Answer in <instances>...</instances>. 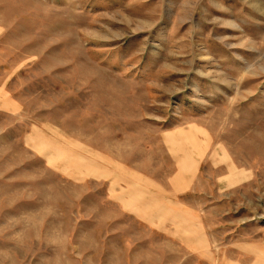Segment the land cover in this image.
Returning <instances> with one entry per match:
<instances>
[{
	"label": "rangeland",
	"instance_id": "374dc122",
	"mask_svg": "<svg viewBox=\"0 0 264 264\" xmlns=\"http://www.w3.org/2000/svg\"><path fill=\"white\" fill-rule=\"evenodd\" d=\"M0 264H264V0H0Z\"/></svg>",
	"mask_w": 264,
	"mask_h": 264
}]
</instances>
